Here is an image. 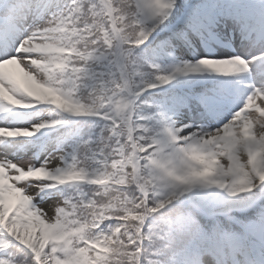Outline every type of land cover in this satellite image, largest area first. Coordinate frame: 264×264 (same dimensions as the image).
I'll use <instances>...</instances> for the list:
<instances>
[{
	"label": "snow or ice",
	"instance_id": "snow-or-ice-1",
	"mask_svg": "<svg viewBox=\"0 0 264 264\" xmlns=\"http://www.w3.org/2000/svg\"><path fill=\"white\" fill-rule=\"evenodd\" d=\"M0 264H264V0H0Z\"/></svg>",
	"mask_w": 264,
	"mask_h": 264
}]
</instances>
